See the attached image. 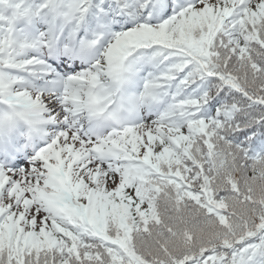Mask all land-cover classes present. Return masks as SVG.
<instances>
[{
	"label": "snow or ice",
	"instance_id": "6c2138e0",
	"mask_svg": "<svg viewBox=\"0 0 264 264\" xmlns=\"http://www.w3.org/2000/svg\"><path fill=\"white\" fill-rule=\"evenodd\" d=\"M21 11H0V106L37 119L0 143V264H264V201L242 188L264 160V0ZM125 79L145 111L97 131L84 98L114 104ZM188 209L212 228L175 252L164 218Z\"/></svg>",
	"mask_w": 264,
	"mask_h": 264
},
{
	"label": "rangeland",
	"instance_id": "374dc122",
	"mask_svg": "<svg viewBox=\"0 0 264 264\" xmlns=\"http://www.w3.org/2000/svg\"><path fill=\"white\" fill-rule=\"evenodd\" d=\"M242 188L250 192L253 201L257 203L264 201V160L252 162ZM234 207L240 211L242 205L237 203ZM164 219L165 223L171 224L177 232L175 238L169 241L170 247L175 252H180L187 247L184 239L185 234H188V243H199L208 237L212 228V226L205 224L201 216L191 209L183 210L171 220L168 217Z\"/></svg>",
	"mask_w": 264,
	"mask_h": 264
},
{
	"label": "clouds",
	"instance_id": "9594fccd",
	"mask_svg": "<svg viewBox=\"0 0 264 264\" xmlns=\"http://www.w3.org/2000/svg\"><path fill=\"white\" fill-rule=\"evenodd\" d=\"M88 110H89V111H94V110H95V106L92 105V104H89V106H88Z\"/></svg>",
	"mask_w": 264,
	"mask_h": 264
},
{
	"label": "trees",
	"instance_id": "16d2710c",
	"mask_svg": "<svg viewBox=\"0 0 264 264\" xmlns=\"http://www.w3.org/2000/svg\"><path fill=\"white\" fill-rule=\"evenodd\" d=\"M188 230V229H187ZM187 230H186V232H187Z\"/></svg>",
	"mask_w": 264,
	"mask_h": 264
}]
</instances>
